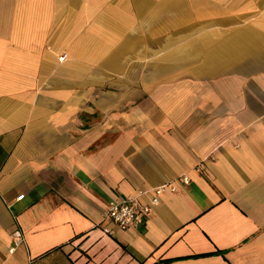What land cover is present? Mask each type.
Segmentation results:
<instances>
[{"label": "crops", "instance_id": "crops-1", "mask_svg": "<svg viewBox=\"0 0 264 264\" xmlns=\"http://www.w3.org/2000/svg\"><path fill=\"white\" fill-rule=\"evenodd\" d=\"M0 264H264V0H0Z\"/></svg>", "mask_w": 264, "mask_h": 264}, {"label": "built area", "instance_id": "built-area-1", "mask_svg": "<svg viewBox=\"0 0 264 264\" xmlns=\"http://www.w3.org/2000/svg\"><path fill=\"white\" fill-rule=\"evenodd\" d=\"M65 57V54H61L58 60L61 61ZM194 170L200 173L203 170V165L201 163L194 167ZM188 177L184 174L178 175L172 180L163 183L159 186L154 187L151 191L152 194L148 202H140L136 196H125L121 198L111 199L107 202L105 209L102 212V218L108 219L117 228L125 230L129 227L136 225L148 212L152 205H155L158 201V194L164 190L168 189L170 191L174 190L173 182L179 181L182 184H187ZM22 198V194L16 196V200ZM105 233H109V229L103 227L102 229ZM21 240L20 234L17 231L13 232L12 245L9 246L8 251L12 252L14 246Z\"/></svg>", "mask_w": 264, "mask_h": 264}]
</instances>
